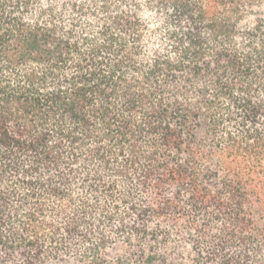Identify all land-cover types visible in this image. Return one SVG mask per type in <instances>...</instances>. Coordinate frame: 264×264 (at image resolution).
<instances>
[{
  "label": "trees",
  "instance_id": "16d2710c",
  "mask_svg": "<svg viewBox=\"0 0 264 264\" xmlns=\"http://www.w3.org/2000/svg\"><path fill=\"white\" fill-rule=\"evenodd\" d=\"M0 264H264V0H0Z\"/></svg>",
  "mask_w": 264,
  "mask_h": 264
}]
</instances>
